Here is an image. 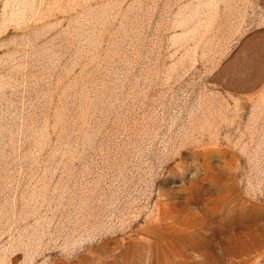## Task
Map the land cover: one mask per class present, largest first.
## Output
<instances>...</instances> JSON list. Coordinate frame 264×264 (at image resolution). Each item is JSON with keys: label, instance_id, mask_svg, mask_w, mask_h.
<instances>
[{"label": "rangeland", "instance_id": "1", "mask_svg": "<svg viewBox=\"0 0 264 264\" xmlns=\"http://www.w3.org/2000/svg\"><path fill=\"white\" fill-rule=\"evenodd\" d=\"M0 264H264V0H0Z\"/></svg>", "mask_w": 264, "mask_h": 264}]
</instances>
